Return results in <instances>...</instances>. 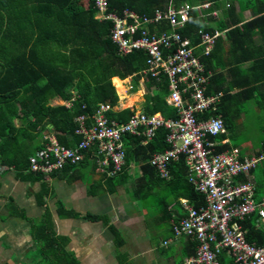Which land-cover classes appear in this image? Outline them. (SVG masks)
Here are the masks:
<instances>
[{
	"label": "trees",
	"instance_id": "trees-1",
	"mask_svg": "<svg viewBox=\"0 0 264 264\" xmlns=\"http://www.w3.org/2000/svg\"><path fill=\"white\" fill-rule=\"evenodd\" d=\"M185 1L199 3L208 0ZM211 1L221 11L215 27L225 30L223 33L227 46L224 48L217 37L210 54L202 56L201 60L205 68L213 72L208 92L222 93L216 112L220 113L227 132L231 127V118L240 113L244 101L254 98L256 105L264 110V0ZM166 2L107 0V6L116 13L128 9L148 14ZM95 9L93 0H87L85 8H79L76 0H0V166L11 169L19 180L34 182L42 178L40 173L27 171L26 168L28 156L40 147L39 133L46 124L58 131L56 138L59 143L73 146L79 139L73 133V117L79 113H91L99 102L116 103L117 97L110 77L124 78L131 75V91L139 87V74L132 73L144 67V52L133 50L120 55L109 40L110 21L95 19ZM245 10L250 11L251 17L248 19L243 16ZM186 26L185 33L194 42L198 19ZM254 34L260 37L259 43L254 42ZM224 51L227 52L225 61L219 57ZM244 61H250V65L242 70L240 64ZM216 63L227 67L225 73L230 78L237 72L238 80L225 84L224 76L217 72ZM114 78L116 83L113 84L123 92L125 82ZM233 88L239 90L230 92ZM143 90L142 100L138 104L141 111L147 114L160 112L165 117L175 116L174 109L163 100L166 93L163 78L160 81L146 78ZM72 91L77 97L69 108L47 103L54 97L68 99ZM131 114L132 110L124 108L109 112V117L117 122L126 121ZM262 132L264 134V125ZM222 137H225L224 133L217 136L218 139ZM123 140L127 144L124 166L129 163L139 166L135 193L141 184L150 189L162 184L160 188L167 189L174 199L185 197L195 206L203 203L202 196L187 182L181 159L170 164L168 179L159 178L147 163L153 152L168 147L162 131H157L146 144H141L139 137L130 134L123 135ZM263 146L264 139L261 140L260 148ZM222 147H227V144ZM82 163H88L87 158L75 165H65L50 176L57 174L58 178H64L67 182L80 178L77 166ZM126 168L121 174L113 176L101 173L100 178H104V189L108 193L112 194L117 185L129 181L130 174ZM47 193L48 185L41 181L39 190L33 194L35 204L42 209L36 218L27 217L23 209L14 205L10 196L7 197V215L30 223L35 247L33 256L38 261L44 264H77L76 259L63 248L65 237L54 232L51 214L45 204ZM163 204L167 205L166 202ZM56 212L58 216L72 215L70 210L60 205ZM253 220L254 217H250L245 221L248 226L246 238L264 245V235L252 226Z\"/></svg>",
	"mask_w": 264,
	"mask_h": 264
},
{
	"label": "built area",
	"instance_id": "built-area-1",
	"mask_svg": "<svg viewBox=\"0 0 264 264\" xmlns=\"http://www.w3.org/2000/svg\"><path fill=\"white\" fill-rule=\"evenodd\" d=\"M93 5L95 19L110 21L109 40L120 55L140 50L146 56L144 67L132 73L139 74V87L134 93L142 97L146 78H163V100L174 109L175 116L147 114L132 103V114L126 121L117 122L109 112L127 107L119 101L116 105L99 102L91 113L73 117V133L79 136L73 146L59 143L58 131L46 124L39 133L40 147L28 156L26 170L48 176L87 158L88 162L93 160L99 173L117 175L130 166H124L127 144L123 135L137 136L141 144H146L162 131L168 147L153 152L147 163L159 178L168 179L170 164L181 159L187 182L203 198V203L196 206L186 198L179 199L182 215L172 222V235L186 236L195 243L194 253L180 264H264V245L247 240L245 222L254 217V225L261 223L264 227V194L257 197L251 174L264 162V146L247 154L228 145L227 137L217 138L226 133L216 112L222 93L208 92L213 72L201 60L225 31L215 27L220 9L211 0H167L148 14L128 9L116 13L108 9L107 0H93ZM197 19L200 25L192 42L185 29ZM128 77L131 91V75ZM76 97L72 91L68 99L50 104L69 108ZM225 144L227 147H222Z\"/></svg>",
	"mask_w": 264,
	"mask_h": 264
},
{
	"label": "crops",
	"instance_id": "crops-1",
	"mask_svg": "<svg viewBox=\"0 0 264 264\" xmlns=\"http://www.w3.org/2000/svg\"><path fill=\"white\" fill-rule=\"evenodd\" d=\"M235 7L238 9L237 5ZM243 16L246 19L250 18V11L245 10ZM209 27L212 28L211 25ZM254 35V42L259 43L260 37ZM219 38L221 45L226 48L224 33ZM219 57L225 61L227 52L224 51ZM216 64L217 72L224 76L225 84L238 80L237 72L230 78V75L225 73L227 67ZM249 65L250 61H244L240 64V69L244 70ZM237 90L239 89L233 88L230 92ZM129 165L125 170L130 177L134 169L139 175V166L134 163ZM2 167L0 166V169H4ZM77 167L80 178L69 182L64 178H58L57 174L42 176L38 181L29 182L17 179L11 171L0 172V253L9 252L10 248L15 247L23 250L26 248L23 253L26 256L28 253L33 255L35 248L29 228L30 223L7 215L8 200L4 202V192L10 191L13 194L24 189L23 203L27 201L31 210L36 213L35 216L30 217L24 210L25 215L36 218L42 209L35 204L33 194L39 190L40 182L47 183L46 179L49 178L53 182L59 180L65 183L59 184V188L57 184H47L48 192L53 191V188L56 191L58 189V192L52 207L49 208L50 205L46 201L45 204L51 214L54 232L65 237L63 248L76 259L77 264H180L194 253L195 243L192 240L186 236L173 237L171 232L172 222L182 215L179 199L185 197L174 199L167 189L160 188L162 184L151 189L141 184L138 192L135 193L137 184L128 183L129 181L117 185L110 194L104 189V178H100L101 173L95 170L94 164L82 163ZM254 169L251 174L256 184V195L259 197L264 194V170L256 180ZM98 181L100 184H96ZM163 202L167 205L163 206ZM59 205L65 210H70L72 215L58 216L56 211ZM36 207L39 209L38 213ZM89 215L95 217L91 218ZM252 224L264 235V227L261 223L256 227L253 220ZM11 254L12 251L8 253L3 264H12ZM14 264L26 263L23 260H16Z\"/></svg>",
	"mask_w": 264,
	"mask_h": 264
},
{
	"label": "rangeland",
	"instance_id": "rangeland-1",
	"mask_svg": "<svg viewBox=\"0 0 264 264\" xmlns=\"http://www.w3.org/2000/svg\"><path fill=\"white\" fill-rule=\"evenodd\" d=\"M76 2L79 8H85L87 0H76ZM114 77L119 78L118 76H114ZM119 79H123L122 82L123 81L125 82L123 84V92H120L116 87H114L115 85H113V82H115L116 79L113 78L112 80L110 77V83L113 81L111 85L113 86L115 95L117 97L116 103L112 105H116L119 101L122 105H124L127 108H129V106L132 103L134 104V106L135 105L138 106L139 104L138 101H141L142 97L139 96L137 92L134 93V91H129L130 89H128L129 87L127 84L129 77L126 76L124 78H119ZM47 102L48 103L59 102V100L55 99L54 97V98H50ZM113 112H116V111H113ZM230 124H231L230 129H228L227 132L224 133V136L227 137L228 145L237 146L238 148L246 150V153H249L252 150L260 147L261 140L264 139V134L262 132V127L264 125V110L260 109L259 106L256 105L254 98L244 101V103L241 106L240 113L234 116L233 118H231ZM90 163L93 164V160ZM263 170H264V162H261L260 165L254 169L256 180H258ZM5 171L13 172L12 170H9L7 168L0 169V172H5ZM137 177H138V171L136 169L132 170L131 177L128 183L131 182V184H137L138 183ZM49 179H46V180H47V184H50V185L57 184L58 186L59 184L60 185L65 184L59 180H56L57 182H53L52 179L51 180ZM6 192L7 191H5L3 194V199L5 203L8 200L7 197L10 196L13 200L14 205L17 208H21L25 210L26 214H28V216L30 217L36 215V213H34L31 210L32 208L29 207L27 201L23 203V199L25 198L24 189L23 190L21 189V191H16L13 194L10 193V191L7 193ZM57 192H58V189L56 191L53 188V191L48 192L47 195L45 196L46 203L50 205V206L48 205L49 208L52 207V204H54L55 199H57V196H56ZM38 211L39 209L38 207H36V212L38 213ZM15 248L14 249L10 248L9 250V252L12 251V254H11L12 256H10L12 259V264L16 263V260H23L26 264H44L43 262L38 261L37 260L38 258L36 256L31 255V253L26 254V256L25 254L23 255L26 248L24 250L15 249ZM9 252L0 253V264L1 263L3 264V261L7 258Z\"/></svg>",
	"mask_w": 264,
	"mask_h": 264
},
{
	"label": "clouds",
	"instance_id": "clouds-1",
	"mask_svg": "<svg viewBox=\"0 0 264 264\" xmlns=\"http://www.w3.org/2000/svg\"><path fill=\"white\" fill-rule=\"evenodd\" d=\"M55 99H58V98L55 97ZM47 103H48V102H47ZM49 104H50V103H49ZM50 105H52V104H50ZM3 167H4V166H3ZM7 169H9V168H7Z\"/></svg>",
	"mask_w": 264,
	"mask_h": 264
},
{
	"label": "bare ground",
	"instance_id": "bare-ground-1",
	"mask_svg": "<svg viewBox=\"0 0 264 264\" xmlns=\"http://www.w3.org/2000/svg\"><path fill=\"white\" fill-rule=\"evenodd\" d=\"M115 79H116V78H115ZM114 83H116V81H115Z\"/></svg>",
	"mask_w": 264,
	"mask_h": 264
}]
</instances>
